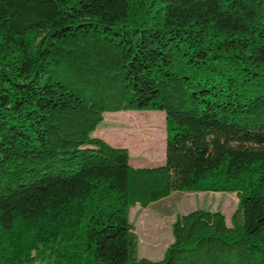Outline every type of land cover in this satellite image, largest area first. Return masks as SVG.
<instances>
[{"label":"trees","instance_id":"16d2710c","mask_svg":"<svg viewBox=\"0 0 264 264\" xmlns=\"http://www.w3.org/2000/svg\"><path fill=\"white\" fill-rule=\"evenodd\" d=\"M165 115L161 164L91 135ZM235 192L177 214L137 255L131 206ZM264 264V0H0V264Z\"/></svg>","mask_w":264,"mask_h":264},{"label":"rangeland","instance_id":"374dc122","mask_svg":"<svg viewBox=\"0 0 264 264\" xmlns=\"http://www.w3.org/2000/svg\"><path fill=\"white\" fill-rule=\"evenodd\" d=\"M114 147L128 151L133 166L161 164L165 153V115L159 110H122L103 113L102 121L91 133ZM235 192L173 191L146 207L131 206L128 219L137 236V255L151 260L163 256L172 241L171 223L177 214L195 208L220 211L227 224L237 205ZM34 264H51V260Z\"/></svg>","mask_w":264,"mask_h":264}]
</instances>
